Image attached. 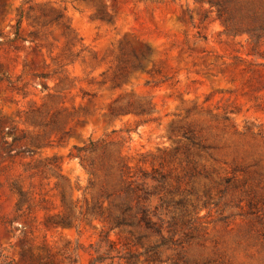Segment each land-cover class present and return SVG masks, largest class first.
<instances>
[{
  "label": "rangeland",
  "instance_id": "1",
  "mask_svg": "<svg viewBox=\"0 0 264 264\" xmlns=\"http://www.w3.org/2000/svg\"><path fill=\"white\" fill-rule=\"evenodd\" d=\"M104 148L180 264H264V31L207 0H0V264H89Z\"/></svg>",
  "mask_w": 264,
  "mask_h": 264
},
{
  "label": "trees",
  "instance_id": "2",
  "mask_svg": "<svg viewBox=\"0 0 264 264\" xmlns=\"http://www.w3.org/2000/svg\"><path fill=\"white\" fill-rule=\"evenodd\" d=\"M207 1L210 7L215 8L223 24H231L232 28L245 30L256 38L264 31L262 0ZM60 17L56 14L54 19ZM62 27L64 31L69 29L65 23ZM14 38H19L17 30ZM96 157L94 169L100 174L92 180L94 189L86 211L103 224L94 247L96 254L89 264H100L107 258L117 262L123 260L126 264H180L182 238L178 236L175 224L151 210L145 197L142 200L139 184L128 174L124 163H114L105 148ZM65 198V193H62L64 202ZM54 222L69 224L66 218ZM111 232L115 237H110Z\"/></svg>",
  "mask_w": 264,
  "mask_h": 264
}]
</instances>
